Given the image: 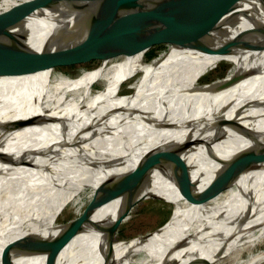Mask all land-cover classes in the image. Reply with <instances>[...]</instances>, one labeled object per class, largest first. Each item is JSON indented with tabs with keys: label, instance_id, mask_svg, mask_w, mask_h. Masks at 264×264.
I'll return each instance as SVG.
<instances>
[{
	"label": "bare ground",
	"instance_id": "6f19581e",
	"mask_svg": "<svg viewBox=\"0 0 264 264\" xmlns=\"http://www.w3.org/2000/svg\"><path fill=\"white\" fill-rule=\"evenodd\" d=\"M38 25L43 22L29 26L35 35ZM213 28L209 39L199 31L150 22L134 29L132 39L102 47L101 64L76 77L58 71L53 59L30 65L31 71L45 68L33 73L0 76V148L5 149L0 157V264L264 263V154L232 183L199 177L194 186L179 188L156 172L154 184L147 186L124 176L136 168L140 155L153 150L216 167L235 147L250 144L236 134L238 125L264 132V0H243ZM179 37L163 58L147 61L154 42ZM217 39L228 45L230 55L211 48L218 46ZM29 45L38 52L47 46L36 39ZM223 60L245 61L232 74L243 67L250 75L163 118L166 110L201 92L206 86L196 85L198 80ZM140 71H150L140 89L120 95L122 85ZM60 113L58 124L45 125ZM72 122L84 135H74L78 130ZM57 127L68 133L64 138L85 144L63 142ZM129 147L138 152L127 155ZM76 151L134 159L94 170L84 167ZM81 194L84 202L98 200L93 217L58 225L61 210ZM151 196L174 204L171 218L151 235L118 241L129 206Z\"/></svg>",
	"mask_w": 264,
	"mask_h": 264
},
{
	"label": "water",
	"instance_id": "95a60500",
	"mask_svg": "<svg viewBox=\"0 0 264 264\" xmlns=\"http://www.w3.org/2000/svg\"><path fill=\"white\" fill-rule=\"evenodd\" d=\"M243 0H34L12 13L0 17V76H16L42 70V68L31 71L30 65L36 63L45 64L46 60H55L54 66L62 58L79 47L93 43L113 34H126L127 38L121 41L109 42L101 45H93L94 55H99L102 47L120 44L132 39L131 32L150 22L166 23L174 28L185 31H199L211 39L214 35L213 26L223 18L230 10ZM42 21L43 26L38 25L39 30L35 35L32 32V22ZM36 39L47 45L38 52L29 45V41ZM161 42L172 43L169 39H163L152 44ZM211 47L223 55H230L231 49L225 43ZM50 46V48H49ZM257 67V64L255 65ZM45 69V68H44ZM251 71L240 70V73L226 75L218 80L208 82L201 91L194 93L187 101L181 103L178 109L166 110L163 118L173 114V110H179L190 106L197 100L205 99L210 94L232 84L239 78L250 75ZM238 74V75H237ZM218 81V83H216ZM60 113L53 119L48 120L45 125L58 124L57 119L63 117ZM264 117V116H262ZM71 122V120L69 119ZM155 121H149L144 127L146 131L153 127ZM78 130L74 135H84L83 131L72 122ZM56 136L68 144L82 146L85 143L78 138L68 140L64 137L68 133H62L61 128H54ZM251 130V131H248ZM236 134L245 137L250 144L242 149L234 148L231 156L221 161L216 167L205 168L204 165H193L177 158L160 155L153 150L144 153L137 158L136 168L124 176L139 185H153V175L158 172L170 184L179 188H189L198 182L199 177L212 184L232 183L247 172L264 154V132L256 128H249L246 124H240L235 130ZM73 133V132H72ZM79 135V136H80ZM144 138H148L146 135ZM239 138V137H238ZM263 142V143H262ZM123 149H125L123 147ZM5 149L0 148V157L5 156ZM87 154H78L75 157L83 163L84 167L94 170L106 166L112 167L118 164L128 163L131 156L121 157L113 153H102L95 155L94 151ZM138 152L134 147H129L128 154ZM24 154V152L22 153ZM38 154H31L33 158ZM23 156V155H22ZM92 156V157H91ZM9 164L10 162L3 161ZM12 164V163H11ZM22 163L21 165H24ZM199 169L196 177L194 171ZM152 197V196H151ZM158 197V196H157ZM144 200V199H143ZM142 201L137 200L129 206L131 208ZM97 202V208H98ZM97 210V209H96ZM95 210V212H96ZM95 214V213H94ZM125 215V217L127 216ZM93 217V216H92ZM91 217V218H92ZM88 219H78L85 223ZM73 221V220H72ZM71 221V222H72ZM70 223V222H69ZM68 223V224H69ZM67 224V225H68ZM67 226L66 224H64Z\"/></svg>",
	"mask_w": 264,
	"mask_h": 264
},
{
	"label": "rangeland",
	"instance_id": "374dc122",
	"mask_svg": "<svg viewBox=\"0 0 264 264\" xmlns=\"http://www.w3.org/2000/svg\"><path fill=\"white\" fill-rule=\"evenodd\" d=\"M32 1L34 0H0V17L12 13ZM126 38V34H113L93 43L79 47L66 57L59 60L56 68L65 75H69V77H76L81 73L94 69L101 64L102 58L98 55H94L95 51H92L93 45L121 41ZM180 40L181 37L174 39L171 44L169 42H161L153 45L147 53V61L154 63L163 58L180 42ZM244 63L245 61L243 60L238 63L231 60H223L210 67L201 76L196 85L212 82L223 78L226 75H230L239 69ZM149 74L150 71H140L133 79L122 85L119 94L124 96L136 93L144 83V80L149 77ZM5 86L6 85H4V87ZM4 87H2V90ZM98 87L99 84H96L95 88ZM84 197L85 194H81L79 199H77L78 201L75 200L73 203H69L61 210L57 218L58 225L68 224L72 220L88 219L94 215L95 210L97 209L98 200L92 198L90 201L85 200L84 202L82 201ZM173 212V203L157 196L148 197L138 202L131 208L119 226L116 239L118 241H130L134 238L151 235L171 218Z\"/></svg>",
	"mask_w": 264,
	"mask_h": 264
}]
</instances>
